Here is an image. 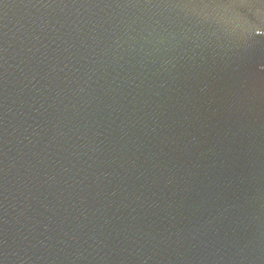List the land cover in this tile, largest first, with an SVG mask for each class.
I'll return each mask as SVG.
<instances>
[{"label":"water","instance_id":"water-1","mask_svg":"<svg viewBox=\"0 0 264 264\" xmlns=\"http://www.w3.org/2000/svg\"><path fill=\"white\" fill-rule=\"evenodd\" d=\"M0 264H264V0H0Z\"/></svg>","mask_w":264,"mask_h":264}]
</instances>
